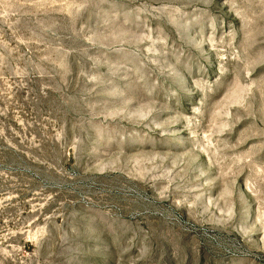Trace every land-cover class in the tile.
I'll use <instances>...</instances> for the list:
<instances>
[{"label":"rangeland","instance_id":"1","mask_svg":"<svg viewBox=\"0 0 264 264\" xmlns=\"http://www.w3.org/2000/svg\"><path fill=\"white\" fill-rule=\"evenodd\" d=\"M0 264H264V0H0Z\"/></svg>","mask_w":264,"mask_h":264}]
</instances>
